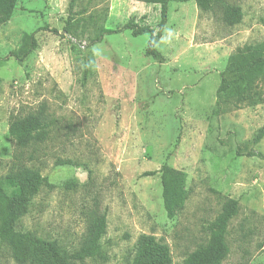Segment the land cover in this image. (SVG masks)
Wrapping results in <instances>:
<instances>
[{
	"label": "rangeland",
	"instance_id": "obj_1",
	"mask_svg": "<svg viewBox=\"0 0 264 264\" xmlns=\"http://www.w3.org/2000/svg\"><path fill=\"white\" fill-rule=\"evenodd\" d=\"M224 1L241 7L239 23L228 24L220 5L203 10L195 0L170 1L160 62L145 53L149 33L125 29L91 43L103 28L133 17L157 30L159 4L17 0L0 25V180L20 165L46 178L20 230L74 251L91 217L106 211V258L76 264H133L142 234L168 244L173 264H183L208 240L207 225L229 197L239 211L222 264H264V134L256 140L264 131V100L215 113L228 57L264 44V0ZM68 20L72 34L64 31ZM31 33L36 45L23 56ZM42 106L47 139L19 147L10 122ZM164 163L186 173L185 203L171 218L161 173L145 174ZM0 264H18L1 241Z\"/></svg>",
	"mask_w": 264,
	"mask_h": 264
},
{
	"label": "trees",
	"instance_id": "obj_2",
	"mask_svg": "<svg viewBox=\"0 0 264 264\" xmlns=\"http://www.w3.org/2000/svg\"><path fill=\"white\" fill-rule=\"evenodd\" d=\"M149 4L160 5V19L157 30L145 22L131 18L126 24L116 29L103 28L91 43L102 41L106 34L130 29L135 36L149 33L146 55L162 62L164 56L157 48L167 21L170 1L185 0H143ZM203 10H213L220 5L224 20L228 24L239 23L242 19L240 6L224 0H195ZM71 5L75 0H70ZM17 0H0V25L6 23L15 7ZM53 31L58 32L56 29ZM64 31L72 34L73 23L68 20ZM22 52L28 55L36 45L34 35L25 34ZM15 53V52H14ZM19 59V54L16 52ZM264 83V44H247L228 57L221 84L217 90L215 113L221 114L228 108L239 107L241 103L255 105L264 100V90L259 82ZM50 121L46 107L25 116L12 119L9 125V135L19 147H28L37 142H43L49 134ZM264 134L261 130L256 140ZM255 155L254 151L248 152ZM161 173L163 187V202L168 217H174L184 206L186 192L184 184L186 173L169 163H164L159 170L145 174ZM46 178L38 169L20 165L8 172L4 180H0V241L11 251L12 257L18 264H76L84 263L87 259H97L106 256L101 247V239L107 231V212L95 213L91 217L88 234L79 249L69 251L63 249L56 240L39 236L31 231L18 228L20 220L27 214L30 197L36 194ZM239 211V201L226 198L222 209L215 219L207 225L208 240L200 244L184 259L183 264H222L230 253L228 243L229 225ZM133 264H173L171 250L168 244L160 241L153 234H142L136 245Z\"/></svg>",
	"mask_w": 264,
	"mask_h": 264
}]
</instances>
